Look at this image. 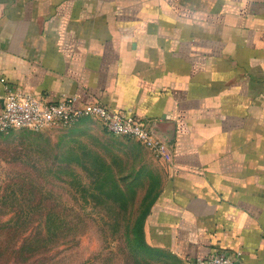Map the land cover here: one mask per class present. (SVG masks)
Returning a JSON list of instances; mask_svg holds the SVG:
<instances>
[{
  "label": "crops",
  "instance_id": "0c3cea01",
  "mask_svg": "<svg viewBox=\"0 0 264 264\" xmlns=\"http://www.w3.org/2000/svg\"><path fill=\"white\" fill-rule=\"evenodd\" d=\"M4 82L165 137L148 245L264 264V0H0Z\"/></svg>",
  "mask_w": 264,
  "mask_h": 264
},
{
  "label": "rangeland",
  "instance_id": "374dc122",
  "mask_svg": "<svg viewBox=\"0 0 264 264\" xmlns=\"http://www.w3.org/2000/svg\"><path fill=\"white\" fill-rule=\"evenodd\" d=\"M152 157L94 117L0 131V222L31 215L0 227V264H185L142 240L161 178Z\"/></svg>",
  "mask_w": 264,
  "mask_h": 264
},
{
  "label": "built area",
  "instance_id": "2783aa9c",
  "mask_svg": "<svg viewBox=\"0 0 264 264\" xmlns=\"http://www.w3.org/2000/svg\"><path fill=\"white\" fill-rule=\"evenodd\" d=\"M0 131L43 130L70 125L83 117H94L113 135H126L147 147L156 157L166 158L165 141L156 135L131 109H113L99 101H82L77 94L63 93L47 99L4 82L0 87ZM240 252H237V255ZM235 255L216 251L195 256L190 264H234Z\"/></svg>",
  "mask_w": 264,
  "mask_h": 264
},
{
  "label": "trees",
  "instance_id": "16d2710c",
  "mask_svg": "<svg viewBox=\"0 0 264 264\" xmlns=\"http://www.w3.org/2000/svg\"><path fill=\"white\" fill-rule=\"evenodd\" d=\"M148 211V210H147ZM147 211L145 212L144 214V217L147 213ZM31 218V215H29L28 213H25V214H16V213H13L8 220L4 221V222H0V227L1 228H6L8 225H10V227L14 228L15 227V223H17L18 221L20 220H29ZM48 219V217L46 218ZM144 220V219H143ZM12 221V222H11ZM141 235H142V240L144 241V236H143V231H142V228H141ZM145 242V241H144Z\"/></svg>",
  "mask_w": 264,
  "mask_h": 264
},
{
  "label": "water",
  "instance_id": "95a60500",
  "mask_svg": "<svg viewBox=\"0 0 264 264\" xmlns=\"http://www.w3.org/2000/svg\"><path fill=\"white\" fill-rule=\"evenodd\" d=\"M156 135H158L163 141H166V139H165V137L161 134V133H159V132H154Z\"/></svg>",
  "mask_w": 264,
  "mask_h": 264
}]
</instances>
